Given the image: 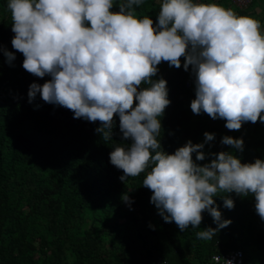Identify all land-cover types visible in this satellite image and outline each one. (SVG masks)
Masks as SVG:
<instances>
[{"label": "clouds", "instance_id": "9594fccd", "mask_svg": "<svg viewBox=\"0 0 264 264\" xmlns=\"http://www.w3.org/2000/svg\"><path fill=\"white\" fill-rule=\"evenodd\" d=\"M144 0H8L13 48L24 56L22 67L38 78L32 83L29 102L37 94L48 104L74 113L75 119L100 122L96 132L111 139L114 116L119 117L127 147L115 146L110 163L123 171L120 180L145 173L143 186L165 223L183 232L199 228L207 211L217 224L198 231L211 241L231 224L222 220L214 197L221 193L252 195L255 211L264 221V160L242 163L228 151L208 153L204 147L215 133H204V142L189 140L174 154L161 150L157 137L160 117L171 103L167 81L153 80L161 62L194 75L195 99L191 111L224 119L229 130L243 123H264V32L260 21L237 15L231 8L197 0H162L157 22L139 18L135 7ZM118 11H112L113 7ZM9 64L15 54L4 50ZM142 84L148 87L139 89ZM139 89V90H138ZM222 145L243 152L244 141L222 137ZM196 154L195 161L192 154ZM150 168V171H147ZM123 200L131 203L127 194ZM224 206L234 208L231 198ZM150 227H153L150 225ZM220 264L221 256L212 258ZM224 264H233L223 260Z\"/></svg>", "mask_w": 264, "mask_h": 264}, {"label": "trees", "instance_id": "16d2710c", "mask_svg": "<svg viewBox=\"0 0 264 264\" xmlns=\"http://www.w3.org/2000/svg\"><path fill=\"white\" fill-rule=\"evenodd\" d=\"M161 2L144 0L134 6L137 16L147 15L155 24ZM197 2L216 3L241 16L254 13L252 0L244 9L232 0ZM7 3L0 0V264H205L215 253L236 249L243 252L244 264H264V221L255 211L254 196L214 197L222 220L231 224L213 240L202 241L198 231L217 227L207 211L199 228L182 232L175 222L165 223L150 202L152 192L142 185L146 172L119 179L123 171L110 163L109 153L131 140L122 138L118 115L106 142L96 132L99 121L75 119L71 110L45 103L39 94L29 102L30 85H43L51 77H35L22 67L24 56L11 43L15 34ZM4 50L15 54L11 64ZM183 62L182 57L180 68L161 62L152 78L167 81L171 102L159 118L161 150L174 154L189 140L203 143L209 132L215 139L204 147L206 160L197 163L210 162L207 154L220 151L242 163L264 160V123L229 130L224 119L191 111L195 88L185 86ZM224 136L242 138L243 152L222 145ZM225 198L234 201V208L224 206Z\"/></svg>", "mask_w": 264, "mask_h": 264}, {"label": "built area", "instance_id": "2783aa9c", "mask_svg": "<svg viewBox=\"0 0 264 264\" xmlns=\"http://www.w3.org/2000/svg\"><path fill=\"white\" fill-rule=\"evenodd\" d=\"M232 2L237 5L239 8L244 9L247 8L248 5L250 4L251 0H232ZM194 75L191 73V66L189 67V71L187 73V76L185 78V86L187 88H195L194 84ZM221 256V262L220 264H224L223 260H231L233 264H244V255L243 252L239 249L236 250H231L227 253H215L211 256L210 260L207 261L205 264H216V262L212 259L214 256ZM155 264H167L165 261H157Z\"/></svg>", "mask_w": 264, "mask_h": 264}, {"label": "rangeland", "instance_id": "374dc122", "mask_svg": "<svg viewBox=\"0 0 264 264\" xmlns=\"http://www.w3.org/2000/svg\"><path fill=\"white\" fill-rule=\"evenodd\" d=\"M254 13L250 17L260 21L264 24V0H252ZM262 32H264V26L261 27Z\"/></svg>", "mask_w": 264, "mask_h": 264}]
</instances>
